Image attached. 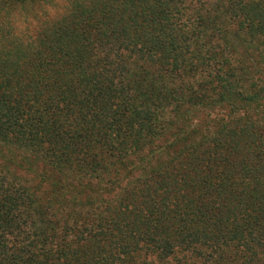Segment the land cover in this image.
Segmentation results:
<instances>
[{
	"label": "trees",
	"instance_id": "1",
	"mask_svg": "<svg viewBox=\"0 0 264 264\" xmlns=\"http://www.w3.org/2000/svg\"><path fill=\"white\" fill-rule=\"evenodd\" d=\"M71 9L31 43L1 32L0 145L61 177L45 204L0 169V264H264V0ZM222 105L202 136L193 111Z\"/></svg>",
	"mask_w": 264,
	"mask_h": 264
},
{
	"label": "rangeland",
	"instance_id": "2",
	"mask_svg": "<svg viewBox=\"0 0 264 264\" xmlns=\"http://www.w3.org/2000/svg\"><path fill=\"white\" fill-rule=\"evenodd\" d=\"M214 1L215 0H211V2ZM73 2L74 0H28L23 4H18L12 7L7 5L0 9V38L1 32H3L6 37L5 39L8 40L7 43H31L35 41L41 28L47 27L48 22L56 21L58 18H61L66 13L70 12L72 10L71 7ZM0 41L2 40L0 39ZM242 59L248 61L244 56ZM203 80L204 78L195 81L193 80V83L196 85L198 82L202 83ZM178 85H180L179 82ZM257 111L259 112V110ZM193 112L195 117L193 124L199 123L203 125L201 127L203 128L202 136H205L208 134L211 135V133L218 129L223 119L226 120L229 118L228 115L231 113V106L222 105L215 108H203ZM242 115L243 111L240 112V116ZM206 122H211L212 128L205 130L204 128L206 127L204 123ZM176 131L178 130L173 128V131L169 133L165 132L151 148L147 149L146 152L141 153L140 155L146 156L149 155V152L152 153L156 151L155 154L158 158L154 160L153 166L157 165L156 162L158 160H165L166 155L163 154V149L168 143L172 142ZM131 159L138 161L137 157ZM7 167L15 177L21 180L23 185L37 193L45 204L54 197L53 180L57 177H61V175L43 161L37 159L31 154L16 151L12 148L0 145V169L7 170ZM66 177L68 176L62 175L64 181L67 179ZM46 180L48 181L46 182ZM94 183L96 185L98 184V181H94ZM123 185H125V183ZM118 192L119 191L107 195L106 198L111 199L112 197H117ZM88 197H90L89 194L85 197L84 201ZM65 213H67V210ZM186 260L187 259L182 254H178L167 261H158L153 256L148 259L149 262H154V264H185ZM187 262H190V264H204V261L196 258H188Z\"/></svg>",
	"mask_w": 264,
	"mask_h": 264
}]
</instances>
